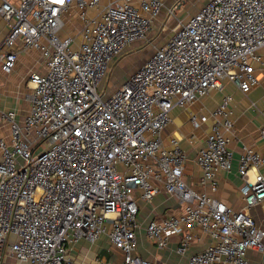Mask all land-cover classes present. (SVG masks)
<instances>
[{
	"label": "built area",
	"instance_id": "obj_1",
	"mask_svg": "<svg viewBox=\"0 0 264 264\" xmlns=\"http://www.w3.org/2000/svg\"><path fill=\"white\" fill-rule=\"evenodd\" d=\"M103 1L0 0L8 26L0 45L3 73H13L27 50L43 58V70L30 75V110L0 108V128L9 129L0 135V264H79L74 248L103 235L122 253L111 264H155L135 254L138 200L151 202L160 191L175 196L181 210L149 221V239L162 248L182 232L177 251L185 255L200 228L212 241L188 264H251L250 248L264 253V228L250 213L264 200V154H241L245 205L234 210L187 183V153L176 139L166 146L162 131L173 108L222 88L224 80L243 92L258 82L264 0H207L117 88L101 85L111 63L149 38L164 2ZM74 8L82 21L76 48L75 36L61 33L64 14ZM232 99L222 98L196 157L201 183L214 190L218 172L230 171L234 161L226 135ZM207 120L191 117L195 128Z\"/></svg>",
	"mask_w": 264,
	"mask_h": 264
},
{
	"label": "crops",
	"instance_id": "obj_2",
	"mask_svg": "<svg viewBox=\"0 0 264 264\" xmlns=\"http://www.w3.org/2000/svg\"><path fill=\"white\" fill-rule=\"evenodd\" d=\"M178 1L179 0H163L164 9L161 14L155 18L150 37L152 35L154 36L158 31L156 35H160L161 33L162 38L166 39V37L163 36L169 35V28H167L169 26V13ZM107 2L108 0L103 1L104 4ZM95 11L96 10H90L92 14H94ZM78 12V9H73L72 16L74 20L75 16L73 14H77L79 17ZM189 16L190 15H187V18ZM187 18L184 19L181 17L180 20H186ZM73 31L78 33L77 30L73 29ZM166 31L167 33H165ZM7 32V22L0 16V45ZM61 33L63 35L66 34L62 31ZM150 37L149 40H151ZM141 42L143 41H137L131 44L111 63V70L115 65H120L122 68L120 70L121 77H119L117 83H115V86L112 88L119 87L126 77L135 71L144 61L145 57L142 55L133 60L131 65H123L124 62L128 60V55L137 50L142 44ZM261 53L263 54V61L255 63V74L258 78V82L249 92H243L234 81L224 80L222 88L212 90L209 94L199 97L187 106H177L173 108L171 112L172 121L162 131L163 143L166 146L172 147V140L176 139L181 148L187 153L184 173V178L187 183L197 191L209 193L211 196L220 199L234 210H240L245 205L242 194L243 178L239 173V158L241 154L247 149H255L264 154V141L261 138V128L264 124V50ZM42 61L43 58L39 51L34 49L27 50L19 55L17 66L13 73L8 76L2 75V77H0L1 109L20 108L22 111L21 115L30 110V98L24 101L20 98L19 91L25 86L24 84H26L28 77H30L33 72L43 70ZM106 79H108V76L105 80ZM3 80L7 82V85L10 84V89H8V86L1 84ZM28 83H30V80ZM31 85L33 84L30 83V86ZM226 94H231L233 97L231 102L233 108V127L226 130V135L229 137V148L233 151L234 161L230 171L223 170L218 172V187L214 190L211 185H204L201 183L203 170L197 163L196 157L200 148L205 145L206 138L215 120L213 113ZM193 114H205L208 116V120L202 122L199 127L195 128L191 121ZM8 130L7 126L2 127L0 135L7 136L9 133ZM254 171L255 170H251L250 173L252 174ZM260 171L264 174V166L260 168ZM138 201L140 204L139 215L142 226L138 231V245L135 254L151 259L155 264H188V257L190 254L204 249L212 241L207 232L200 228H196L194 230L195 240L185 255L177 251L183 236L182 232L172 235L167 246L162 248L159 247L156 242L149 239L146 235L145 227L147 223L154 218H160L171 213L179 212L181 210V204L175 196L168 195L165 191L158 192L151 202L142 199ZM250 213L254 217L256 223L264 228V200L253 206ZM105 240L106 245L99 244V246H87L84 243L87 242L86 240L81 241L76 246L78 250L77 256L80 254L83 260L87 262L86 264H111L121 262V251L118 249L112 251L110 249L111 244L109 239L107 240V238H105ZM74 254L76 256V253ZM248 258L251 264H264V253L256 248H250L248 250ZM78 261L79 264H83L82 261Z\"/></svg>",
	"mask_w": 264,
	"mask_h": 264
},
{
	"label": "rangeland",
	"instance_id": "obj_3",
	"mask_svg": "<svg viewBox=\"0 0 264 264\" xmlns=\"http://www.w3.org/2000/svg\"><path fill=\"white\" fill-rule=\"evenodd\" d=\"M205 1L206 0H179L177 2V4L175 5L176 8L174 10V13H172L171 11L169 13V26L167 27V28H169V35L163 36V37H166V39L169 38L174 33V31L180 26V22L182 21V20H180L181 17H183L185 19V18H187V15L194 14L198 10L200 5L203 4L202 2H205ZM73 15L75 16V20L73 19L72 13H65L64 14L63 19H64L65 24L62 28V32L75 36L76 41H75L73 47L76 48L79 44L78 40L81 39V36H79V32H80L81 27H82V21L79 19L77 14H73ZM72 27L74 30H77L78 33H75L73 31ZM162 32H163V29H162ZM157 33H158V31H157ZM165 33H167V31ZM155 35L154 36L152 35L151 37L149 35L151 40H149V38H148L147 40L141 42L142 44L137 48V50H135L133 53L128 55L129 58L127 61L124 62L123 65H125V64L131 65L133 63V60H135L137 57L142 56V55H144V57H145L144 60H146L151 55V53L154 51V48H156L158 45H160L166 41L165 38L164 39L162 38L161 33H160V35L159 34L156 36ZM121 69L122 68L120 67V65L119 66L115 65L114 68L111 70L110 74L108 75V79H106L101 85L105 86L108 84L110 87H114L115 86L114 84L117 83L119 77H121V72H120ZM0 75H1L0 77H2V75L8 76V74L3 73L2 69H1V63H0ZM0 80H1V78H0ZM29 80H30V77H28L26 84H24L25 86L21 89V91H19L20 98L23 99L24 101H27L30 98V95H31L32 90H33L32 86H30V83H28ZM1 84L8 86V89H10V84L7 85L6 81L3 80V82H1ZM21 113H22V111H21ZM0 130H1V128H0ZM105 238H107V240H108V237L106 235H103L101 240L95 244H90L87 242H84V243L87 246L88 245L99 246V244L100 245L101 244L106 245L105 244V242H106ZM74 251L76 253L77 260H80L83 262V264H86L87 262L85 260H83V258L81 257L80 254L77 256L78 250L76 247L74 248Z\"/></svg>",
	"mask_w": 264,
	"mask_h": 264
},
{
	"label": "bare ground",
	"instance_id": "obj_4",
	"mask_svg": "<svg viewBox=\"0 0 264 264\" xmlns=\"http://www.w3.org/2000/svg\"><path fill=\"white\" fill-rule=\"evenodd\" d=\"M31 86H33V85H31Z\"/></svg>",
	"mask_w": 264,
	"mask_h": 264
}]
</instances>
